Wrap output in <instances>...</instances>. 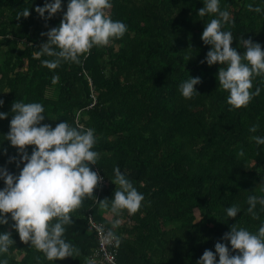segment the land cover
<instances>
[{"label":"trees","instance_id":"obj_1","mask_svg":"<svg viewBox=\"0 0 264 264\" xmlns=\"http://www.w3.org/2000/svg\"><path fill=\"white\" fill-rule=\"evenodd\" d=\"M44 2L0 0V111L9 113L0 118V165L19 173L25 163L17 167L8 160L20 155L5 136L12 103L39 101L45 109L41 123L54 127L64 119L95 129L100 156L90 166L103 179L71 213L74 223L65 226V238L78 249L73 256L49 260L20 238L6 213L0 231L10 232L14 242L0 258L8 264H197L205 249L215 251L218 240L231 248L223 234L233 223L258 230L264 205L257 202L258 218L247 209L250 194L264 195V144L253 138L264 136V74L254 76L253 91L260 92L246 106L227 101L229 93L217 77L222 65L201 62L211 47L201 34L217 14L201 17L203 0H112L107 12L127 23L125 34L93 46L79 62L62 60L50 68L42 60L55 57L34 53L47 40L42 33L60 23L67 0L51 17L36 10ZM27 7L30 14L18 16ZM220 8L235 20L225 24L233 32V47L244 51L241 36L264 47V0H220ZM189 75L201 81L195 85L199 92L186 98L179 85ZM33 147L27 146L29 153ZM117 165L144 193L135 213L111 211L112 194L120 187L114 182ZM233 204L241 210L227 217ZM90 219L119 238L113 262L102 257ZM114 219L122 224L114 225Z\"/></svg>","mask_w":264,"mask_h":264},{"label":"clouds","instance_id":"obj_2","mask_svg":"<svg viewBox=\"0 0 264 264\" xmlns=\"http://www.w3.org/2000/svg\"><path fill=\"white\" fill-rule=\"evenodd\" d=\"M111 4L112 0H67V9L60 23L42 33L47 40L34 55L55 57L43 59L42 63L56 68L62 60L79 62L81 55L88 53L93 46L107 45L111 38L123 36L128 25L107 12ZM247 6L254 7L251 3ZM255 7L257 11L262 10L258 5ZM61 8L62 0H45L42 6H36L41 16L47 10L48 17ZM198 13L201 17L207 13L217 14L202 31L203 42L211 47L201 62L206 61L209 65L219 62L222 66L217 77L219 86L229 93L227 101L234 107L246 106L260 92L259 87L253 91V78L264 74V47L251 37L243 36L240 38L243 52L231 45L233 32L226 29L225 24H234L235 20L227 9L220 8V0H203ZM29 14L27 7L18 16ZM53 79L58 80L59 75L55 74ZM200 81V76L189 75L179 85L182 95L191 98L199 92L195 85ZM3 104L4 99L0 97V105ZM11 110L14 114L5 136L20 155H11L8 160L16 161L17 167L21 161L25 163L19 173L0 165V178L4 181L0 187V224L6 223L9 219L6 213H11V219L15 221L13 227L18 230L20 238L34 244L49 260L73 256L78 249L65 238V226L74 223L71 213L87 196L94 195V188L103 179L90 166L96 164L100 156L94 148L97 142L95 129L77 127L64 119L54 127L50 123H41L45 119V109L39 101L16 100ZM8 115L7 111H0V118ZM258 128V123L250 126L253 133ZM253 138L264 144V136L255 135ZM28 145L35 146L30 153ZM239 154L242 156L244 150L240 149ZM114 172V182L120 187L112 194L111 211L117 213L126 208L135 213L141 207L144 193L134 186L119 165ZM99 200L104 207L109 206L106 198ZM257 202L264 205V195L248 196L247 211L258 218ZM239 210V204L227 206V217H235ZM119 223V219L113 220L114 225ZM223 236L230 241L231 248L218 240L215 251L205 249L197 264H264V223L256 231L233 223ZM116 240L119 242L118 237ZM13 242L10 232L0 231V253H6ZM234 249H238L235 254ZM0 264H8L7 259L0 258Z\"/></svg>","mask_w":264,"mask_h":264},{"label":"built area","instance_id":"obj_3","mask_svg":"<svg viewBox=\"0 0 264 264\" xmlns=\"http://www.w3.org/2000/svg\"><path fill=\"white\" fill-rule=\"evenodd\" d=\"M90 227H92L99 239V248L103 251L104 259H106L109 262H113L114 260V254L117 251V240H116V234L110 230L106 229L100 222H95L94 220L90 219ZM110 233H114L115 236H113Z\"/></svg>","mask_w":264,"mask_h":264},{"label":"rangeland","instance_id":"obj_4","mask_svg":"<svg viewBox=\"0 0 264 264\" xmlns=\"http://www.w3.org/2000/svg\"><path fill=\"white\" fill-rule=\"evenodd\" d=\"M259 186V185H258ZM120 220V223L119 224H122V221H121V219H119Z\"/></svg>","mask_w":264,"mask_h":264}]
</instances>
